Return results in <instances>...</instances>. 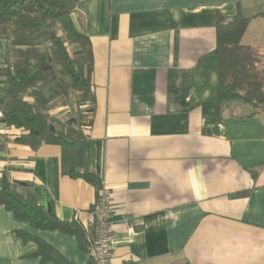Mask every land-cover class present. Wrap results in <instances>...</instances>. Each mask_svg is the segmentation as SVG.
Returning <instances> with one entry per match:
<instances>
[{
	"label": "crops",
	"instance_id": "1",
	"mask_svg": "<svg viewBox=\"0 0 264 264\" xmlns=\"http://www.w3.org/2000/svg\"><path fill=\"white\" fill-rule=\"evenodd\" d=\"M237 10L256 15L241 43L264 53V0H77L94 95L82 167L97 186L62 171L59 145L14 143L3 123L0 173L82 227L107 187L115 264H264V109L217 94L216 16ZM16 230L89 262L75 234L34 229L0 204V264H41Z\"/></svg>",
	"mask_w": 264,
	"mask_h": 264
},
{
	"label": "trees",
	"instance_id": "2",
	"mask_svg": "<svg viewBox=\"0 0 264 264\" xmlns=\"http://www.w3.org/2000/svg\"><path fill=\"white\" fill-rule=\"evenodd\" d=\"M76 1L0 0V40L6 41L0 65V78L4 80L0 123L18 131L11 139L14 143L31 149L43 143L59 145L62 171L97 186L95 174L82 167L86 141L83 129L91 122L88 112L93 111L94 95L91 43L72 19ZM252 17L239 10L231 18L219 13L216 16L217 94L220 101L239 99L264 109V53L241 43ZM58 104H73L77 112L60 121L49 112ZM84 104L89 105L80 109ZM4 147L0 142V150ZM0 204L17 221L29 222L34 229L75 234L79 246L87 252L84 227L44 211L29 183L11 180L6 170L0 173ZM16 234L25 242L35 243V249L26 256L39 257L41 264H73L40 237L22 230H16Z\"/></svg>",
	"mask_w": 264,
	"mask_h": 264
},
{
	"label": "built area",
	"instance_id": "3",
	"mask_svg": "<svg viewBox=\"0 0 264 264\" xmlns=\"http://www.w3.org/2000/svg\"><path fill=\"white\" fill-rule=\"evenodd\" d=\"M111 208L109 189L102 186L88 212L84 225L86 249L89 257L87 264H115L113 262L112 233L109 222Z\"/></svg>",
	"mask_w": 264,
	"mask_h": 264
},
{
	"label": "rangeland",
	"instance_id": "4",
	"mask_svg": "<svg viewBox=\"0 0 264 264\" xmlns=\"http://www.w3.org/2000/svg\"><path fill=\"white\" fill-rule=\"evenodd\" d=\"M4 45V42L2 41V44H0V47ZM1 49V48H0ZM0 57H2L0 55ZM88 105V104H87ZM77 107L73 104H65V105H55L54 109H51L49 112L50 114L54 115L58 120L64 121L66 118L75 115L76 114ZM80 109H84V106L80 107Z\"/></svg>",
	"mask_w": 264,
	"mask_h": 264
}]
</instances>
